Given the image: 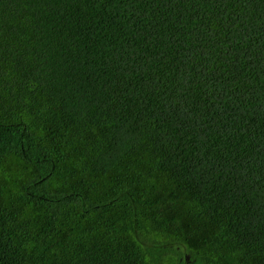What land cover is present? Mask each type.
Wrapping results in <instances>:
<instances>
[{
	"label": "trees",
	"instance_id": "trees-1",
	"mask_svg": "<svg viewBox=\"0 0 264 264\" xmlns=\"http://www.w3.org/2000/svg\"><path fill=\"white\" fill-rule=\"evenodd\" d=\"M0 264H264V0H0Z\"/></svg>",
	"mask_w": 264,
	"mask_h": 264
}]
</instances>
